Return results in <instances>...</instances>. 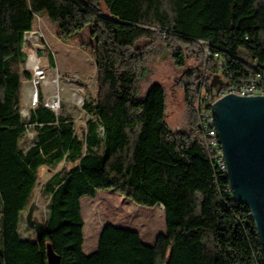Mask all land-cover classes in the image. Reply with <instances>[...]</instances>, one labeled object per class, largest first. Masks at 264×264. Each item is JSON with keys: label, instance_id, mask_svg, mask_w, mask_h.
Returning a JSON list of instances; mask_svg holds the SVG:
<instances>
[{"label": "trees", "instance_id": "16d2710c", "mask_svg": "<svg viewBox=\"0 0 264 264\" xmlns=\"http://www.w3.org/2000/svg\"><path fill=\"white\" fill-rule=\"evenodd\" d=\"M37 16H47L65 43L90 28L97 94L83 107L95 119L81 137L41 95L28 123L22 119L21 77L31 78L23 44ZM198 40L209 43V56ZM186 47H198L204 68L182 74L187 132L166 123L163 84L141 91L160 50L184 69ZM240 51L264 66V0H0V264H47L48 244L59 264H264L251 210L213 167L195 109L202 93L212 98L222 86L254 77ZM214 52L223 56L222 70ZM216 79L223 85L214 89ZM28 125L36 141L22 149ZM62 161L72 166L42 189L48 218L34 238H22L38 169ZM99 190L161 204L166 231L148 245L138 231L106 224L96 250L85 254L81 197Z\"/></svg>", "mask_w": 264, "mask_h": 264}, {"label": "rangeland", "instance_id": "374dc122", "mask_svg": "<svg viewBox=\"0 0 264 264\" xmlns=\"http://www.w3.org/2000/svg\"><path fill=\"white\" fill-rule=\"evenodd\" d=\"M89 30V27L85 28L69 43H65L58 38V27L47 16L35 18L33 29L25 34L23 44L24 68L31 74L30 79L21 77V115L25 123H28L31 112L38 105L40 95L43 105L51 106L54 101L58 103L54 112L68 116L79 137L85 133L87 120L95 119V114L83 107L84 102L94 104L97 94L95 60L90 50L91 44L87 39ZM199 44L204 45L202 42ZM203 49L205 52V45ZM185 52L186 65L184 69H180L166 49L160 50L149 64L151 73L148 80L142 83L141 91L145 92L149 85L155 82L163 84L167 92L166 123L173 130L187 132V110L180 85L182 74L188 69H196L202 73L204 68L198 47H186ZM240 53L244 54L243 51ZM50 56L54 64H51ZM204 74H208L207 71ZM218 83L216 79L214 89ZM219 85L223 84L219 83L217 86ZM36 135L33 125H28L20 140L21 148L28 149L33 146ZM65 166L70 168L72 164L62 161L55 168L41 166L38 169L32 198L34 206L32 218L35 221L43 222L48 218L47 200L42 195V189L52 175L63 170ZM27 210L23 213L20 232L22 238H34L36 231L25 222ZM81 212L84 219L83 252L85 254H91L96 250L101 228L106 224L136 230L141 240L148 245L153 244L157 234L166 231L165 213L161 204L157 203L153 206L137 204L107 190H99L94 198L82 196Z\"/></svg>", "mask_w": 264, "mask_h": 264}, {"label": "water", "instance_id": "95a60500", "mask_svg": "<svg viewBox=\"0 0 264 264\" xmlns=\"http://www.w3.org/2000/svg\"><path fill=\"white\" fill-rule=\"evenodd\" d=\"M212 110L232 196L251 210L264 247V97L229 94L218 99ZM33 209L31 202L25 222L37 231L42 222L32 218ZM46 258L47 264H59L50 244Z\"/></svg>", "mask_w": 264, "mask_h": 264}, {"label": "built area", "instance_id": "2783aa9c", "mask_svg": "<svg viewBox=\"0 0 264 264\" xmlns=\"http://www.w3.org/2000/svg\"><path fill=\"white\" fill-rule=\"evenodd\" d=\"M206 46V55L209 56L211 53L209 51V43L207 41L198 40ZM239 53V56L243 61H245L250 67L255 70V75L245 84H227L221 87L217 95L212 98L202 99L198 98L195 108L197 111V116L199 119V125L203 133V138L206 144V147L209 151V158L212 162L213 167H215L219 172L223 174L224 177H227V166L225 162V157L223 153L222 144L218 136V131L214 124L213 118V106L218 99L225 95L234 94L242 97H252V96H263L264 97V66H260L256 58H250L249 55ZM213 58L216 60L218 70H222L225 64L223 56L219 52H214ZM37 92V91H36ZM55 103V102H54ZM54 103H51V106H44L52 109H55L58 106V103L54 106ZM228 189L231 192L230 185Z\"/></svg>", "mask_w": 264, "mask_h": 264}, {"label": "bare ground", "instance_id": "6f19581e", "mask_svg": "<svg viewBox=\"0 0 264 264\" xmlns=\"http://www.w3.org/2000/svg\"><path fill=\"white\" fill-rule=\"evenodd\" d=\"M32 94H33V97H35V93H34V91H33ZM54 102H55V103H54ZM54 102H52V103H54V106H55L57 102H56V101H54Z\"/></svg>", "mask_w": 264, "mask_h": 264}, {"label": "crops", "instance_id": "0c3cea01", "mask_svg": "<svg viewBox=\"0 0 264 264\" xmlns=\"http://www.w3.org/2000/svg\"><path fill=\"white\" fill-rule=\"evenodd\" d=\"M102 229V228H101ZM88 255V254H87Z\"/></svg>", "mask_w": 264, "mask_h": 264}]
</instances>
